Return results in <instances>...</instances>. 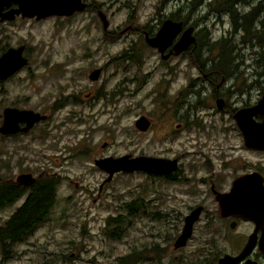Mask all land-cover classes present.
I'll return each instance as SVG.
<instances>
[{
    "label": "rangeland",
    "instance_id": "1",
    "mask_svg": "<svg viewBox=\"0 0 264 264\" xmlns=\"http://www.w3.org/2000/svg\"><path fill=\"white\" fill-rule=\"evenodd\" d=\"M82 1L86 8L70 16L24 17L9 30L0 26L3 39L25 43L29 50L27 65L3 84L4 102L27 94L26 108L48 115L27 134L0 135L1 172L13 181L23 173L55 174L60 181L47 220L30 239L15 245L11 258L3 260L0 253V264H41L48 257L59 261L60 253L67 257L59 264H123V258H129L124 264H217L221 253L234 252L241 242L223 232L208 184L213 178L220 188L216 175L221 168L225 174L234 173L250 161L233 114L256 92L251 86L255 71H264V51L253 53L260 33L250 26L241 38L243 30L237 27L229 37L214 17L215 6L209 10L213 0ZM98 10L109 21L105 30ZM259 17L260 13L254 15V25ZM163 18L193 25L198 42L212 44L213 48L203 46L210 48V57H219L216 68L202 63L199 67L192 53L162 60L147 46L144 31L154 35ZM259 43L261 48L264 42ZM124 51H134L135 56L127 61L112 58ZM221 58L224 82L216 89ZM98 67L99 79L89 80V71ZM231 72L236 75L229 78ZM234 82L249 89L231 95L233 89H228ZM215 93L236 108L219 112ZM71 95L78 97L75 103L67 100L54 106L56 98ZM138 115L152 121L143 133L134 126ZM127 154L176 158L178 181L138 171L117 172L106 180L107 173L94 163ZM135 198H142L147 213L135 217L120 239L108 238L103 230L106 218ZM21 202L0 210V224ZM197 204L212 215L202 214L186 245L175 250L172 244L182 219ZM156 211L162 216L156 217Z\"/></svg>",
    "mask_w": 264,
    "mask_h": 264
},
{
    "label": "water",
    "instance_id": "2",
    "mask_svg": "<svg viewBox=\"0 0 264 264\" xmlns=\"http://www.w3.org/2000/svg\"><path fill=\"white\" fill-rule=\"evenodd\" d=\"M11 4H14V7H10ZM4 8H9V10L2 12ZM85 8L86 3L82 0H0V17L10 19L15 15H20L21 17L40 19L50 15L70 16L74 12L83 11ZM97 15L102 22L103 29H107L109 21L106 14L102 10H98ZM182 27L183 23L181 21L175 22L171 18H166L154 35H149L148 32L144 31L143 38L147 46L156 49L161 58L165 59L171 54L177 55L189 46L195 45V37L191 34L193 27L188 26L183 31ZM180 31H182L181 36L175 41L173 47L167 53H164ZM23 49L24 46L11 48L0 57V77L10 75L26 64L27 59L22 54ZM101 70V67H98L89 71L88 79L97 81ZM256 115L262 118L260 122L254 120ZM44 118L45 116L32 110L6 108L3 111L0 133L9 134L16 132L17 121L26 123V126L21 128V131L26 132L35 122ZM233 119L242 133L245 145L250 148L264 150V95L256 104L236 110L233 114ZM149 124L150 121L144 115L135 121V126L140 130L147 129ZM94 163L108 174L106 180L111 179L113 174L117 172L129 173L140 169L147 173L165 175L176 171L178 168L176 158L131 157L128 154L119 157L98 158ZM35 179L31 173H23L17 175L15 181L21 185H29ZM214 193L217 201V213L220 216L236 215L242 220H251L255 223V231L248 237L242 250L236 255L223 254L217 259V264H238L255 247L258 253L264 254V185L262 176L256 172L246 174L241 177L239 182H233L228 193L221 194L217 191ZM202 209L203 206H196L184 216L180 233L173 242L174 249L186 245L188 239L192 236L194 223L198 220ZM258 229H260V236L256 237ZM241 264L262 263L246 258Z\"/></svg>",
    "mask_w": 264,
    "mask_h": 264
},
{
    "label": "flooded vegetation",
    "instance_id": "3",
    "mask_svg": "<svg viewBox=\"0 0 264 264\" xmlns=\"http://www.w3.org/2000/svg\"><path fill=\"white\" fill-rule=\"evenodd\" d=\"M213 1H214V4H212V5L209 6V10L211 12V9L213 8V6H215V8L217 9V15H215L214 17H217V22L221 23V26H222V29H223V32L224 33L228 34V36L230 37L231 34H232V28L233 29H236L237 27H239V28H242V30H243V32L241 33V38H245L246 35H247V33L245 32L244 29H246L248 31V27L252 26V28L254 30H256L257 32H259L260 35H261V39L262 40L259 39V41L260 42H264V0H256L255 3H254L253 0H213ZM230 2L232 3V6H230ZM10 7H14V4H11ZM8 10H9V8H4L2 12H7ZM259 13H260V17L257 20L258 23H256V25H254L252 23V20L254 19L253 17H254L255 14L258 15ZM163 17L165 18L167 16H164L163 15ZM169 17H172V15L170 14ZM18 18H24V17H21L20 15H15L13 18H10V19H3V18L0 17V26H6L7 27V30H9L10 24L13 23ZM28 19H31V18H28ZM34 19L35 20H39V19H36V18H34ZM161 20H160L159 24L163 22ZM181 22L183 23V29H182V31L184 29H186L188 26H192L193 27L192 35L195 37V45H196L198 40H197L196 34H195V27L193 25H191V24H188L187 25V21H181ZM137 30H138V28H137ZM182 31L179 32L177 39L181 36ZM132 32L136 33L134 29H132ZM7 33H8V31H7ZM1 34H2V31L0 30V57L2 55H4L11 48H17L19 46H24V49L22 51V54L27 59V62L26 63H28L29 62V59H28V52H29V50L26 47V44L25 43L20 44V45L13 44L8 39V36H7V39H3L1 37ZM222 36L223 37H222L221 40H223L225 38V35L223 33H222ZM143 40H144V38H143ZM175 41H174V43H175ZM259 41H258V44L260 46ZM144 43H145V41H144ZM173 45L169 49H166L164 53L168 52L173 47ZM195 45L193 44V45L189 46L186 50H184V51H182L180 53H183V56H185L186 53H190L191 52V49ZM259 46H258V50H253V53L254 54H255L256 51L257 52L264 51V45L261 48ZM179 54H177V55H179ZM245 54L248 56L249 53L246 51ZM172 55H174V54H171L170 56H172ZM177 55H174V56H177ZM169 57H167L165 59H162L161 56H160V58L162 60H166ZM128 59L129 58L125 56V60L127 61ZM218 59H219V57L217 58V61H218ZM221 60H222V58L217 63V65L219 67V70L221 71V76H219V81L215 83L216 89H218L219 86H221L223 84V82H224V76H223L224 70L222 69V67H223V61H221ZM22 68H20L19 70L13 72L10 75L0 77V125L2 124V121H3V111L6 108H9V109H18V110H32L34 112H39L41 115L45 116V118L44 119H40L38 122H35L33 124V126L28 131H26V132L21 131V128L25 127L26 126V123L25 122H22V121H17V131L16 132L9 133V134H1L0 133L1 136L16 137L17 135L27 134V133H29L33 129V127L35 125H37L38 123H41V122H45L48 119V115L45 112L40 111V110H35V109L29 108V107L26 108V105L30 101V96L27 95V94H21V95H18L17 97H15V98H12L11 97V99H9V102H4L3 97L7 93L4 92L3 84L5 82L9 81L10 79L14 78L16 76V74H19ZM215 68H216V64H215ZM225 68H227V66ZM228 68L230 69V67H228ZM101 72H102V70H101ZM255 74H256V77H255L256 80H253V83L251 84V86L252 87H256L257 90H256V92H254L250 96L249 102H245L243 104V106H245V107H249V106H252V105L256 104L262 98V96L264 95V81L263 82L261 81V79H264V71H255ZM234 75H236V73L235 72H231L229 78L234 77ZM240 77H243V76H240ZM193 81H196V80L193 79ZM241 82H243L242 79H241ZM240 84H241L240 82H234L230 86V89H228V92H232L231 89H233V93L231 94V95H233V94H236V93H242V92L246 91L247 89H249L248 86H244V88H241L240 87ZM182 96H183V93H181L180 95H178V97L176 99L179 100V98H181ZM96 97H97V95L90 96V98H96ZM215 97H216L215 98V105H216V107H217V109H218L219 112H221V111L228 112L229 110H231L233 108H236L234 106V104H233V106H231L228 100L225 101V98L224 97L218 96V93H215ZM63 98H67V100H70V101H72L74 103H75L76 100H78L77 99L78 97L77 96H74V95H71L70 96L71 99H69L66 96L65 97H62V98L58 97L54 101L55 102L54 106H56L60 102H63ZM219 100H221V101H219ZM217 101L219 102L218 104H217ZM229 105L231 106L230 109H228L229 108ZM227 106H228V108H227ZM138 116L140 117L142 115H138ZM144 116L150 121V124L148 125V127H147L146 130H140L139 128H137L135 126V122H134V126L136 127V129H138L137 130L138 133H143V132L147 131L152 126L151 119L148 118L146 115H144ZM138 118H136V120ZM254 120L257 121V122H260L262 120V118L259 115H256V116H254ZM235 128L237 130V134L242 139V149H243V151L249 153L248 154V159L250 161H247V164H245L242 168L236 169L234 173H232L231 171H229L227 174H225L224 173V170L221 168L220 169V172L221 173H218L216 175L217 176V181H220L221 182V187L220 188L215 187V185H214L215 181L213 180V178H210L209 179L208 190H209V192L213 196V202H215L216 207H217V201L215 200V193L214 192L217 191L218 193H221V194L228 193L230 191L232 185H233V182H235V181L236 182H239V180H241V177L244 176V175H246V174H250V173H254V172L258 173L260 176H262V182H263V185H264V150L263 149H255V148L247 147L245 145V143H244V139H243V136H242V133H241L240 129L238 127H236V125H235ZM103 144H105V143H103ZM103 144H102V147L105 146V145L103 146ZM141 156H145V155H141ZM255 156H257V159H256L255 162H253L252 160H253V157H255ZM231 159H232V157H231ZM135 171L144 173L145 175H148L149 177H152L154 179L156 177L160 176L162 178L163 177H168V178H166V179H168L167 181H173V180H176L177 179V172H179V169L176 170L177 172L174 171V172H172L170 174H165V175L164 174L147 173V172H145L143 170H140V169L135 170ZM135 171H133V172H135ZM44 176H46V177H50V176L58 177L55 174L54 175H51V174H47V173H40L37 177H35L36 179L34 180V182H36L38 178H41V177H44ZM107 176H108V174H107ZM177 181L178 180H176L174 182H177ZM34 182L30 183L29 185H23V186L26 187V188H29ZM242 183H243V181H242ZM21 199H22V202H23L24 197H22ZM21 199H19L18 201H20ZM136 200H140L142 202L141 205L137 209L138 214H140V213H147L146 211H144L145 204H144L142 198H135V199H131V200L127 201V202H124L122 204L121 209H122V213H124V215H126V211H125L126 204L128 202H130V201H133L134 202ZM200 205L203 206V209L200 212V215H199L198 220L200 219V217H201L202 214L206 218H208V216H211L212 215V213L209 212V210H207L206 207L204 205H202V204H197L194 207H191L190 210H189V212L193 208H195L196 206H200ZM157 212L158 211L154 212V215H156ZM214 213H216V211ZM158 216L159 215H156V217H158ZM216 218H217V221L221 222V224L223 226V232L224 233H227L228 232L230 234L229 235V238L235 239V240L241 242V244H239V245L237 244L236 249L234 250V252L227 253V254H232V255L238 254L242 250V248H243L246 240L248 239V237L250 235H252V233H254V231H255V223L253 221H251V220H248V221L242 220L239 216H236V215H229V216H224L223 217V216H220L218 213H216ZM183 219H184V217H183ZM183 219H182V222H183ZM232 224H233V226H231ZM259 236H260V229H258L256 231V237H259ZM172 246H173V244H172ZM178 249H180V248H178ZM256 249L257 248L255 247L252 250V252L248 256H246L244 259H242L241 262L238 263V264H241L246 258H251L253 260L258 261L259 263L264 264V254L258 253L256 251ZM175 250H177V249H175ZM223 254H226V253H221L220 256H222ZM70 255L73 256L72 253ZM220 256H218L216 258V260ZM128 259L129 258H123L122 259V263L124 264ZM64 261H65V258H64ZM59 262H61V261H58V264H59Z\"/></svg>",
    "mask_w": 264,
    "mask_h": 264
},
{
    "label": "trees",
    "instance_id": "4",
    "mask_svg": "<svg viewBox=\"0 0 264 264\" xmlns=\"http://www.w3.org/2000/svg\"><path fill=\"white\" fill-rule=\"evenodd\" d=\"M230 6H232L231 2ZM170 14L173 16L172 13ZM204 45L213 48L210 42L203 44L197 41L190 53H192V57L199 67L202 63L215 68L217 59L210 57V48L206 50L203 47ZM203 49L207 51L206 54L203 53ZM125 56L132 59L135 52L124 51L121 55L112 58L124 60ZM192 84L193 81L186 87L187 91L191 90ZM63 101H67V98H63ZM2 163H7V161H2ZM166 178L168 177H164L165 180H168ZM59 183V179L55 176H44L38 178L29 188H26L15 182V180L4 177L0 168V210L13 206L19 199L24 197L23 202L15 207L8 218L0 224V253L3 260L11 258L15 245L30 239L47 220L57 202ZM141 203L140 200L130 201L125 206L126 215L121 214V209L116 215L107 217L103 227L105 235L108 238L120 239L126 229L132 225V220L139 215L137 209ZM161 214L158 211L156 215L162 216ZM58 256L61 257L59 260L61 262L67 257L64 253H60ZM41 264H58V261L55 258L48 257Z\"/></svg>",
    "mask_w": 264,
    "mask_h": 264
},
{
    "label": "bare ground",
    "instance_id": "5",
    "mask_svg": "<svg viewBox=\"0 0 264 264\" xmlns=\"http://www.w3.org/2000/svg\"><path fill=\"white\" fill-rule=\"evenodd\" d=\"M182 29H183V27H182ZM193 31V30H192ZM181 32V31H180ZM179 34V33H178ZM178 34L176 35V37L174 38V40H173V42H172V44L167 48V49H169L173 44H174V41L177 39V37H178ZM192 34V33H191ZM146 130V129H145Z\"/></svg>",
    "mask_w": 264,
    "mask_h": 264
}]
</instances>
